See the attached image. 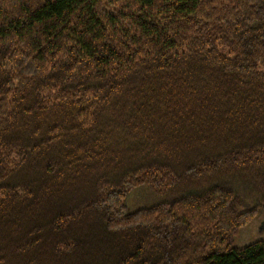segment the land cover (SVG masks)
Segmentation results:
<instances>
[{
    "label": "trees",
    "instance_id": "obj_1",
    "mask_svg": "<svg viewBox=\"0 0 264 264\" xmlns=\"http://www.w3.org/2000/svg\"><path fill=\"white\" fill-rule=\"evenodd\" d=\"M263 209L264 0H0V264H264Z\"/></svg>",
    "mask_w": 264,
    "mask_h": 264
},
{
    "label": "rangeland",
    "instance_id": "obj_2",
    "mask_svg": "<svg viewBox=\"0 0 264 264\" xmlns=\"http://www.w3.org/2000/svg\"><path fill=\"white\" fill-rule=\"evenodd\" d=\"M162 200L163 198L155 196L147 187L136 189L128 196L125 214H129L140 208L155 205ZM261 239H264V209L253 224L240 231L235 239L234 246L242 248Z\"/></svg>",
    "mask_w": 264,
    "mask_h": 264
}]
</instances>
